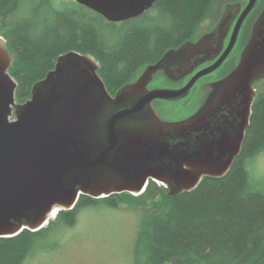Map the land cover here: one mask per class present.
<instances>
[{
	"label": "water",
	"instance_id": "water-1",
	"mask_svg": "<svg viewBox=\"0 0 264 264\" xmlns=\"http://www.w3.org/2000/svg\"><path fill=\"white\" fill-rule=\"evenodd\" d=\"M74 1L119 22L139 16L156 0ZM254 2L249 0L239 15L216 62L179 89L148 91L146 86L175 57L197 55L195 44L167 50L114 95L106 90L93 56L65 52L32 85L30 97L18 103L17 83L9 74L13 56L0 43V238L38 231L53 209L56 215L73 209L81 195H140L149 180L178 194L196 188L203 177L224 176L241 150L254 83L264 77V9L235 68L194 118L164 121L152 101L182 98L199 78L216 70ZM228 9L213 32L215 39H222L234 17Z\"/></svg>",
	"mask_w": 264,
	"mask_h": 264
},
{
	"label": "trees",
	"instance_id": "trees-1",
	"mask_svg": "<svg viewBox=\"0 0 264 264\" xmlns=\"http://www.w3.org/2000/svg\"><path fill=\"white\" fill-rule=\"evenodd\" d=\"M214 0H156L139 16L110 22L74 0H0V37L13 55L9 74L18 103L53 69L59 55L93 56L109 94L132 82L140 68L192 39ZM264 151V94L252 105L241 150L221 177H203L178 194L149 180L140 195H81L46 227L0 238V264H24L58 222L76 224L85 209H114L120 203L142 208L132 247L133 264H264V183L250 165ZM157 197H161L157 200Z\"/></svg>",
	"mask_w": 264,
	"mask_h": 264
},
{
	"label": "rangeland",
	"instance_id": "rangeland-1",
	"mask_svg": "<svg viewBox=\"0 0 264 264\" xmlns=\"http://www.w3.org/2000/svg\"><path fill=\"white\" fill-rule=\"evenodd\" d=\"M223 1L225 0H214L210 3L206 15L196 25L192 38L199 37L212 27L217 19H214L215 16L219 17L223 10ZM236 1L244 2L243 0ZM244 30L241 31L233 55H237L241 49V42L245 38L242 34ZM0 43L7 49L3 39ZM233 55L227 59L224 66H230ZM143 69L144 67L140 68L138 72L140 73ZM222 70L223 67L209 77H205L204 81L215 79ZM197 84L195 86H198ZM255 87L257 93H260L264 88V77L255 81ZM189 100L190 98H181L165 103L162 106L163 112L169 117L173 115L172 119L180 118L185 115ZM250 173L255 182L264 183V151L250 165ZM157 185L162 186L164 192L170 191L169 186L165 187L159 183ZM142 210L139 205L120 203L114 209L106 207L85 209L80 212L76 224L71 227L55 222L44 231L46 232L45 238L24 264H133L132 247Z\"/></svg>",
	"mask_w": 264,
	"mask_h": 264
},
{
	"label": "flooded vegetation",
	"instance_id": "flooded-vegetation-1",
	"mask_svg": "<svg viewBox=\"0 0 264 264\" xmlns=\"http://www.w3.org/2000/svg\"><path fill=\"white\" fill-rule=\"evenodd\" d=\"M244 2L241 1H230L225 0L223 1L224 5L222 4L223 10L220 13L219 17L216 15L214 19L216 21L212 25L211 28L208 30L204 31L199 37L192 38L190 40H187L177 46L176 48H173L172 50L177 52L180 48L182 47H188L192 46L193 44L196 45V50H197V55L191 56L188 59L181 60L178 57H175L174 60H172L166 68H164L161 71H157L154 74H152L151 79L149 83L146 86V89L153 90V89H179L182 88L184 85H186L189 80L200 70L209 67L212 65L216 60L219 58V56L222 54V52L226 49L232 30L234 28V25L243 11V9L246 7L248 4L249 0H243ZM221 7V8H222ZM229 7L228 10H231V13L233 12V18L230 22V26L225 33V35L222 37V39H219L214 35V30L217 28L218 23L223 17V14L227 11V8ZM220 8V10H221ZM264 9V0H255L254 5L250 12L247 14L245 19L243 20L237 36L235 43L230 50L229 54L226 56V58L223 60V62L220 64V66L214 70L213 72L199 78L194 85L189 89L188 93L186 96L182 98H190L189 103L187 105V109L185 112V115L181 116L180 118L177 119H172V116H166L165 113L163 112L162 106L165 103H170L174 102L176 100H164V99H154L152 101V105L154 109L156 110L158 116L168 122H181V121H186L190 120L195 117L197 113L200 112L201 109H203L206 105V102L210 98L211 93L217 92L219 88L220 82L226 78L230 72L235 68L237 62L239 61L241 54L248 43L249 39L251 38L254 26L260 17L261 13L263 12ZM245 29V30H244ZM243 35H245L244 40L241 42V49L237 55H233L234 53V48L236 47L238 40L240 39L241 36V31ZM232 56L231 64L230 66L225 65V62L229 57ZM228 66V67H227ZM223 67L222 72L219 74L218 77L215 79H211L210 81H204L205 77H209L211 74L214 72L218 71L220 68ZM140 70V69H139ZM138 70V71H139ZM144 70V69H143ZM142 70V71H143ZM140 71L138 72L135 79L132 81L134 82L139 78V76L143 73ZM142 72V73H141ZM198 83V84H197ZM198 86H195V85ZM217 85V86H216ZM212 88L210 91L209 89ZM192 92V94H191ZM264 94V88L260 91V93H257V88L255 87V96L253 103L255 100ZM181 99V98H179ZM252 103V105H253ZM252 108V106H251ZM251 115V113H250ZM250 120V118H249ZM243 142V141H242ZM242 145V144H241ZM234 161V160H233Z\"/></svg>",
	"mask_w": 264,
	"mask_h": 264
},
{
	"label": "bare ground",
	"instance_id": "bare-ground-1",
	"mask_svg": "<svg viewBox=\"0 0 264 264\" xmlns=\"http://www.w3.org/2000/svg\"><path fill=\"white\" fill-rule=\"evenodd\" d=\"M49 217H50V219H54L56 217V210L55 209L52 210V212L49 214Z\"/></svg>",
	"mask_w": 264,
	"mask_h": 264
}]
</instances>
